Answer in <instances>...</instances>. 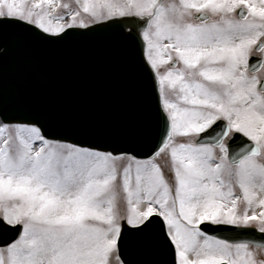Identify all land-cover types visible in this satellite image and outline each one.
<instances>
[{"label":"snow or ice","instance_id":"snow-or-ice-1","mask_svg":"<svg viewBox=\"0 0 264 264\" xmlns=\"http://www.w3.org/2000/svg\"><path fill=\"white\" fill-rule=\"evenodd\" d=\"M9 26L111 39L145 103L97 134L0 90V264H264V0H0Z\"/></svg>","mask_w":264,"mask_h":264},{"label":"water","instance_id":"water-1","mask_svg":"<svg viewBox=\"0 0 264 264\" xmlns=\"http://www.w3.org/2000/svg\"><path fill=\"white\" fill-rule=\"evenodd\" d=\"M126 52L103 35L73 36L46 43L9 26L0 39V90L7 109H38L52 105L66 115L61 126L84 132L117 134L140 115L145 94L140 80L126 67ZM40 68L47 83L38 79Z\"/></svg>","mask_w":264,"mask_h":264},{"label":"rangeland","instance_id":"rangeland-1","mask_svg":"<svg viewBox=\"0 0 264 264\" xmlns=\"http://www.w3.org/2000/svg\"><path fill=\"white\" fill-rule=\"evenodd\" d=\"M90 2H97V0H90Z\"/></svg>","mask_w":264,"mask_h":264}]
</instances>
